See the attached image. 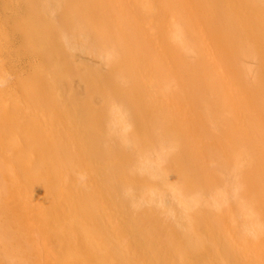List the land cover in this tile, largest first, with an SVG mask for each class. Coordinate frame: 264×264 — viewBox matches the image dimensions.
Returning a JSON list of instances; mask_svg holds the SVG:
<instances>
[{"label":"bare ground","instance_id":"1","mask_svg":"<svg viewBox=\"0 0 264 264\" xmlns=\"http://www.w3.org/2000/svg\"><path fill=\"white\" fill-rule=\"evenodd\" d=\"M120 1L0 0V57L8 62L15 58L18 65L8 64L14 75L20 63L31 71L13 79L23 103L10 93L13 81L7 82L11 96H6L9 106L0 101V148L40 193L45 206L30 213L50 219L51 225L40 220L43 235L60 234L84 254L63 257L62 251L63 260L54 259L53 264H264V213L239 197L247 178L239 173L250 177L255 169L249 157L255 144L250 141L259 130L252 120L234 123L229 111L215 106L222 82L216 68L210 71L198 43L193 49L199 52L201 68L198 61L187 62L180 55L179 48L187 43L176 38L182 29L179 0H134L144 11H152L155 3L173 16L172 27L164 32L171 38L176 70L148 57L146 45L135 38L137 25L123 18ZM184 1L182 10L192 17L207 25L221 17V25L231 29L210 28L225 61L234 52L254 56L258 50L264 87V0ZM13 37L22 44H14L15 39L9 46ZM243 40L254 49L245 48ZM72 50L106 51L107 71L74 67L67 56ZM3 64L2 81L9 72L3 73ZM231 70L237 79L245 76L235 65ZM75 71H81L76 73L82 96L60 82ZM3 82L0 91L9 90ZM248 86L252 97L264 91ZM248 94H243L248 106L263 121V105ZM238 113L245 116L242 110ZM215 160L233 166L232 181L214 175ZM215 180L222 183L220 188ZM203 188L212 190L209 199L202 198ZM0 236L6 246V237Z\"/></svg>","mask_w":264,"mask_h":264},{"label":"rangeland","instance_id":"2","mask_svg":"<svg viewBox=\"0 0 264 264\" xmlns=\"http://www.w3.org/2000/svg\"><path fill=\"white\" fill-rule=\"evenodd\" d=\"M128 3H132V4L129 5ZM135 3L136 2L134 0H130V1L122 0V1H120V5L121 4L124 5V6L122 5L120 7V9H121L120 12L121 13L123 12L122 13L123 16L125 15L124 17L123 16H121V17H123L124 20H126V22H128L129 24H132V22H135L133 24H134V26L137 25L136 28L138 31L137 35H135L136 36L135 38L137 39V42H143L146 45L145 47H147V48H145V50H146V53L148 54L149 58H152L154 60L162 62L166 68H169L168 70H176L175 69L176 63L172 62L174 58L173 57L170 58V55L173 56L171 54L172 50H170L171 49L170 48L171 47V45H170L171 38H170L168 32H164L166 26H169V28L172 27L173 24L171 22L174 20L173 16L168 11L163 10L162 9L163 7L159 6L158 4H157V6H155V3H153L154 5H152V7H151L152 11H144L145 9H143L138 3H136V4ZM178 4L183 5L182 9H184V5H185L184 0H179ZM129 8L130 9L132 8V9L130 10ZM180 9L181 8H179V10ZM182 9L180 10L181 15H182L181 16V18H182L181 19L182 29L178 30L179 32H176V34H177L176 38H178L177 40L182 39L185 43H187V47L185 49L182 46L179 48L178 51H180L182 49L180 52V55H182L183 59L187 62H197L200 59L199 52L200 53L202 52L204 58H207L208 62L211 64V65L209 64L210 68L209 67L208 68L210 69V71L212 70V72L216 68L217 69L216 71L218 72L217 74H219V78H220L219 80L222 82L221 88H222L223 93H222L221 97L220 96L216 97L215 106L219 107V109L221 111H223V110L229 111V113H230L229 118L234 123L239 124L240 123L239 120L240 121L241 120H243V121L244 120H252V121H254L256 128L259 130L258 135L257 136L253 135V138L251 139L252 141H250V142H253V144H255L254 147H250L251 152H249V157H250V160L252 162V166L255 169L251 173L250 177L247 176L246 172L245 173L242 172L243 174L239 173V176H241V178L243 177V179H244L245 178L244 176H246L248 178V179L246 178V180H243L244 185H246V186H245L244 191H242L241 196H239V197H240V200H242V199L245 200V202H248V203L254 205V208H257L261 213H264V205H263L264 204V200H263L264 199V186H263L264 185L263 184L264 183V179H263L264 178V175H263L264 174V138H262L264 136V120L262 121L258 117L259 112H257V110L253 109V107L251 108V106H248L249 102L243 96V94L246 95V93H249V94L251 93L250 86H248V84L251 83L252 85H255L256 87L262 86L261 85L262 84L261 78L259 79V77H260L259 71H260V68L263 64V58H262V56L259 55L258 50L255 49L257 52L255 51L256 55L254 54V56L253 55L249 56L248 54L245 53V51L242 53L241 52L240 53L234 52L232 57H231L232 60L230 62H228V60L225 61L224 56L219 51V48H217V46L214 42L210 28L213 27L214 29H218V30H221L220 28H222V29L226 28L227 30H230V31H231V29L226 27V26L221 25V23H220L221 17L217 18L216 21H214L213 23L210 22L207 25V23L202 18H197L194 16L192 17L191 14H189L187 11H184ZM0 13H1V11H0ZM3 17H4V14L1 13L0 19L2 21L4 20ZM189 18H191V20ZM133 20H135V21H133ZM140 24L142 26H139ZM138 27L140 29H138ZM142 27H144V28H142ZM142 34H144V35H142ZM15 39H16V41H14ZM138 39H141V40L138 41ZM10 40L11 41L9 42L8 45L9 46L11 45V47L13 46L12 41H14V44H16V45L22 44L21 38L17 39V37L16 38L13 37ZM197 43L200 45V48L198 49L199 52H198L197 48L193 49L194 44H197ZM242 43H243V46L245 48H249L248 45H250V48H252L251 43L247 45L248 40H243ZM140 44H142V43H140ZM16 45L14 46L15 48L19 47V46L16 47ZM200 49H201V51H200ZM252 49H254V48H252ZM168 50L170 51V54H168L169 53ZM194 50H196L197 52ZM105 53H107V52L106 51H100V52L89 51V52L84 53V52H81L79 50H72L71 53L69 52L67 56L68 57L70 56V59L72 60L74 67L82 68L83 66L84 67L85 66H88V67L93 66L94 68H97V69L102 70L103 72H106L108 69V66L105 65L104 64L105 61H103L104 60L103 57L105 56ZM205 54H206V56H205ZM163 55H165L166 57H168V55H169L168 58H170V59L165 57L166 58V60H165ZM151 56H153V57H151ZM5 58L6 57H3V58L0 57V59H1L0 64H3L2 62L4 61ZM9 59L10 60L8 62V61H6V60H8L6 58L5 62L6 63L8 62V63L5 65L4 64L2 65V69L5 71V72L3 71V73L7 74L6 69H8V71H9L8 74L10 73V75H14L12 70H11L14 68L11 67L9 70L8 67H10L11 65L13 66V63L16 60L13 56ZM159 59H161L162 61H160ZM171 59H172V61H171ZM168 61H169V63H167ZM218 61L221 63L219 64ZM216 62H217V64H216ZM9 63H10V66L8 65ZM165 63H167V64H165ZM199 63L200 62L198 61L197 62L198 67L201 68ZM14 64L18 65V62L17 63L15 62ZM20 64H21V66H20ZM20 64H19V66L21 68L18 66L19 69H17L20 72H18L16 70L18 72V74L17 73H15V74L16 75L21 74L20 77H23V76L25 77V75L26 76L29 75V73H31V71L28 68V66H23L22 65L23 63H20ZM6 65H7V68H6ZM234 65H235V67H238L245 74V76L247 75L248 78H247V76L246 77L244 76L242 80L237 79L235 77V75L232 74V70H231V67H233ZM174 66H175V68H174ZM227 67H229L230 71L229 70L227 71ZM23 68H25V69H23ZM171 68H173V69H171ZM21 69H22V72H21ZM25 70L26 71L29 70L28 71L29 73L26 72ZM23 71L25 72V74ZM204 71H207L206 68H204ZM246 71H248V72H246ZM76 72L79 73L81 71H75L74 75L73 74L69 75L68 79L61 78L64 80L60 79L61 80L60 82L63 85L62 87L65 90L67 89V91H74L77 94L82 96L83 95L82 93L84 91L82 90V88L79 87L80 83H79V79L77 78ZM8 74H7L6 79L3 77V79H4L3 81L6 80L5 81L6 82V85H5L6 89H9V88H7V86H8L7 84L12 83V82H10L11 80L13 81V79H15V82H16V79L18 78V76H16V75H14L15 77L11 76V78H10V75H8ZM3 81H2V79L0 80V82H3ZM62 81H65L66 83L62 82ZM190 81L191 80H189L188 76H186L184 78V82L186 83V86H188V85L190 86ZM5 82H3V83L5 84ZM7 82H10V83H7ZM15 82L13 81L12 86H11L13 88L12 89L13 93H12V91L10 92V89H11L10 85H9V87H10L9 90L5 91L3 89L2 91H0V101L2 100L1 104H4L5 106L6 105L9 106V104H10L9 99L10 98H7V97H10L11 95L12 96L15 95L14 98L17 97L16 100L20 99L21 102L23 103L24 98H23L22 92L17 87V85H16L17 83H15ZM259 82H261V83L259 84ZM227 83H229V84H227ZM0 85H1V83H0ZM15 85H16V89L18 88L20 91L18 89L14 90ZM262 88H264V87L262 86ZM241 90H242V92H240ZM4 91H5V93L7 92L8 95H6L4 93ZM9 92L11 93L10 96H9ZM263 92L264 91L257 92V93H261L262 96H261V94H257V93H255V97H252L251 94H250V96L252 98H254V100L256 102L261 104V106L263 105V108H264V103H263L264 94H263ZM2 93H4L5 95ZM226 94H228V95H226ZM217 95H220V94H217ZM232 95H233V97L231 99ZM1 96H3L4 98ZM241 96H242V98H241ZM261 99H262V101H261ZM235 102H237V103H235ZM231 103L232 104L234 103V104L232 105ZM226 105H228V109H227ZM223 106H225V108H223ZM233 106H235V107H233ZM200 110H202V109H200ZM239 110H240V112H241V110L244 112V114H245L244 117H240L243 115V113H240L241 115L239 116V113H238ZM20 112L21 111L18 110V113H20ZM1 121H3V120H1ZM57 136H58V138L60 137L59 135H57ZM0 137H2L1 134H0ZM255 138H257V139H255ZM59 139L64 140V138L62 136ZM259 139H260V141H259ZM0 147H1V145H0ZM253 148H254V150H253ZM0 149H1V151H0V163H1L0 164V172H1L0 173V183H1L0 186L2 184H4V186H6L5 188L0 187V189H1L0 191H2L0 193V197H1L0 198V233H1V235H3V237H6V239H5L6 246L0 244V264H9V263L10 264H50V263L53 264L54 259L58 258L59 260L60 259L63 260L62 251H64L63 257H64V253H68L67 255L72 254L73 256L83 254V253L78 252L77 249H75L73 246H71V244L69 242H67L68 240H66V239L63 240V237H62V235L60 236V234H58V238L56 236L54 238L56 240L58 239V241L64 243L65 246L58 245L59 243L56 242L54 238H47L43 235V232L41 231V228H40V220L41 219H43V221L46 220L47 224L51 225L50 221H49L50 219L49 218H42L41 216L37 215L34 212L30 213L31 210L36 211V209H39V207L45 206V204H43L42 201L40 200V197H39L40 193L36 192L35 189L31 188V186L27 183V181L22 176L23 174L18 172L19 170H17L18 169L17 166L14 165L12 162H10L9 159H7L8 157L6 156V154H5L6 152L4 151V149L3 150H2V148H0ZM215 151L219 152L217 150H215ZM13 165L15 166V168ZM6 167H12V168L6 169ZM213 167L214 168H212V171H214V175L218 174V176L220 175V178L221 177L223 178V176H224V177H226V181L227 180L232 181L234 179L233 175H231V174H235L233 172V166L231 164H226V165L222 166L220 161L215 160ZM3 170H5V171H3ZM259 170H261V172ZM16 174H18V175H16ZM253 174L255 176H252ZM259 174L263 175V177H260ZM217 178H216V180H220L219 177H217ZM254 178H256V179H254ZM260 178L263 180H261ZM216 180H215L216 188H220L221 182L218 181V185H217ZM2 189H5V190H2ZM17 191H19V192H17ZM201 191H202V193H204V196L202 197L203 199H205L206 197H207V199L210 198L211 191H212L210 188H209V191H208V188H203V190H201ZM26 200H29V201H26ZM253 201H254V203H253ZM27 202H28V204H27ZM166 221H167V223H169L168 221H171V217L168 218V216H167ZM104 226L109 228L107 223H104ZM41 232H42V234H41ZM112 236H114L113 238L116 239V237H115V235H113V233H112ZM0 237H2V236H0ZM44 240L46 241V243ZM69 246H71V247H69ZM53 252H54V254H53ZM47 253L50 255L49 256L50 258L48 257Z\"/></svg>","mask_w":264,"mask_h":264}]
</instances>
